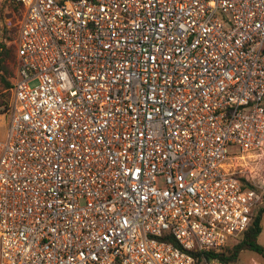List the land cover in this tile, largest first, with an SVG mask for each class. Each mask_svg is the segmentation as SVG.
<instances>
[{
	"label": "built area",
	"instance_id": "1",
	"mask_svg": "<svg viewBox=\"0 0 264 264\" xmlns=\"http://www.w3.org/2000/svg\"><path fill=\"white\" fill-rule=\"evenodd\" d=\"M4 5L0 264H221L264 201V0Z\"/></svg>",
	"mask_w": 264,
	"mask_h": 264
},
{
	"label": "trees",
	"instance_id": "2",
	"mask_svg": "<svg viewBox=\"0 0 264 264\" xmlns=\"http://www.w3.org/2000/svg\"><path fill=\"white\" fill-rule=\"evenodd\" d=\"M62 1V0H59ZM10 8L14 13L19 11L18 6L8 7L4 5L0 11V18L3 16L4 11ZM10 17L13 15L10 14ZM17 30L11 29L3 30L2 41H0V86L4 90H11L12 80L15 74L9 71V66L14 63L16 65V47L13 45L15 39V34ZM9 101L5 99L2 95L0 96V108H2V113H5L8 109ZM263 217H264V201L263 204L258 209L252 224L249 229L245 231L239 238L238 243H230L223 247L218 252H211L206 254V258L217 259L221 264H230L238 260L240 254L244 251H251L264 259V245L259 243V237L263 231ZM201 264V261L198 262Z\"/></svg>",
	"mask_w": 264,
	"mask_h": 264
},
{
	"label": "rangeland",
	"instance_id": "3",
	"mask_svg": "<svg viewBox=\"0 0 264 264\" xmlns=\"http://www.w3.org/2000/svg\"><path fill=\"white\" fill-rule=\"evenodd\" d=\"M5 26L4 24V18L3 16L0 18V30H3V27ZM3 34V33H2ZM2 34L0 33V41H2ZM9 71L12 74H15L16 71V65H14V63H12L9 66ZM3 96L5 99H7L10 103L11 101V91L10 90H4L1 86H0V96ZM0 111H2V108H0ZM8 121L9 118L4 115V113L0 112V140H3L5 138V134L7 132V126H8ZM263 228H264V217H263ZM259 243L261 245H264V229L259 237ZM239 241H235L232 242L233 244H237ZM230 264H264V259L259 256L258 254L251 252V251H244L240 254L239 258L237 261L230 263Z\"/></svg>",
	"mask_w": 264,
	"mask_h": 264
},
{
	"label": "crops",
	"instance_id": "4",
	"mask_svg": "<svg viewBox=\"0 0 264 264\" xmlns=\"http://www.w3.org/2000/svg\"><path fill=\"white\" fill-rule=\"evenodd\" d=\"M6 135V134H5Z\"/></svg>",
	"mask_w": 264,
	"mask_h": 264
}]
</instances>
